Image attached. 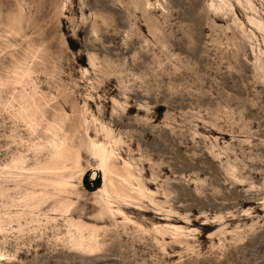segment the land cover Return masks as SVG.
Segmentation results:
<instances>
[{"label":"rangeland","instance_id":"obj_1","mask_svg":"<svg viewBox=\"0 0 264 264\" xmlns=\"http://www.w3.org/2000/svg\"><path fill=\"white\" fill-rule=\"evenodd\" d=\"M248 1L0 0V264H264V32L248 21L264 0ZM90 140L114 152L120 215Z\"/></svg>","mask_w":264,"mask_h":264},{"label":"bare ground","instance_id":"obj_2","mask_svg":"<svg viewBox=\"0 0 264 264\" xmlns=\"http://www.w3.org/2000/svg\"><path fill=\"white\" fill-rule=\"evenodd\" d=\"M222 1L223 0H221V2ZM246 4H247V7L249 9L253 10V7H252V4L250 1L246 0ZM210 6H212V5H210ZM18 19H19L18 20L19 23L17 21L18 26H20V25L22 26L23 23L26 21L24 18L21 17L20 13H19ZM235 19H237L236 16H235ZM248 21L251 24H253V26H255L256 28H258L259 30L264 32V25L261 23V21L257 20L254 17H248ZM53 143L55 144L54 145V153L56 154V156L62 154L64 138H62L61 136H58L56 133L53 135ZM89 145H90L91 153L97 158V161H98L97 167L102 171V177H101L102 178V184H101V186L97 187L95 191H97V193L99 192L102 196L105 197L104 206L108 209L109 212L116 213V214L120 215V214H122V212L117 208L113 209L111 204H110V201L108 200V197H110L109 196V188L113 187L110 174L112 173V169H113V166L111 165V163H112L111 159L114 156V152H113L112 148L110 147V145H105L104 142L90 140ZM76 157L77 156H75L73 159H76ZM67 160H69L68 157L67 158L65 157L64 159H62V162L60 163L61 165L59 166L60 169L65 168ZM72 161H74V160H72ZM74 163L77 164L76 162H74ZM123 166H124V161H123ZM97 167H95V168H97ZM119 178L121 179V182L126 187H128L130 191H132L134 193V196H142L143 195V190H142L141 186L139 184H137V186H133L131 184V182L129 181L130 179H132V176L129 173H127L126 176H121ZM66 184L67 183L64 179L56 181V183H55V185L59 188H63ZM170 228L175 232H179L182 230L181 227H178L175 225H171Z\"/></svg>","mask_w":264,"mask_h":264},{"label":"trees","instance_id":"obj_3","mask_svg":"<svg viewBox=\"0 0 264 264\" xmlns=\"http://www.w3.org/2000/svg\"><path fill=\"white\" fill-rule=\"evenodd\" d=\"M93 184H94V187H95V188L98 187V185H99L98 180H94V181H93Z\"/></svg>","mask_w":264,"mask_h":264}]
</instances>
